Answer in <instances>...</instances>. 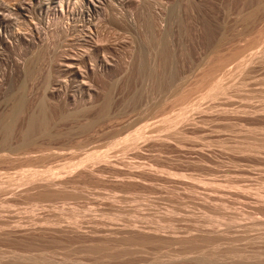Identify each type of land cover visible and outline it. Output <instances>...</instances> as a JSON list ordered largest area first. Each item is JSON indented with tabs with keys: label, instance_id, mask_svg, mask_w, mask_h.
I'll use <instances>...</instances> for the list:
<instances>
[{
	"label": "rangeland",
	"instance_id": "1",
	"mask_svg": "<svg viewBox=\"0 0 264 264\" xmlns=\"http://www.w3.org/2000/svg\"><path fill=\"white\" fill-rule=\"evenodd\" d=\"M0 264H264V0H0Z\"/></svg>",
	"mask_w": 264,
	"mask_h": 264
},
{
	"label": "bare ground",
	"instance_id": "2",
	"mask_svg": "<svg viewBox=\"0 0 264 264\" xmlns=\"http://www.w3.org/2000/svg\"><path fill=\"white\" fill-rule=\"evenodd\" d=\"M95 2V1H94ZM49 7V6H48ZM91 19V18H90Z\"/></svg>",
	"mask_w": 264,
	"mask_h": 264
}]
</instances>
